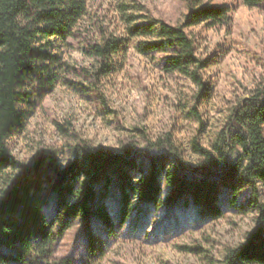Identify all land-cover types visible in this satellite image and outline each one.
Wrapping results in <instances>:
<instances>
[{
    "label": "rangeland",
    "instance_id": "374dc122",
    "mask_svg": "<svg viewBox=\"0 0 264 264\" xmlns=\"http://www.w3.org/2000/svg\"><path fill=\"white\" fill-rule=\"evenodd\" d=\"M205 3L229 6L233 13L228 27L203 24L186 30L197 56L210 63L202 75L212 93L196 106L199 119L192 110L196 86L180 74L166 75L163 55H141L138 48L151 39L131 34L137 25L154 20L181 24L189 12L187 2L86 0V13L72 37L49 41L47 52L58 57L51 70L58 83L50 91L31 86V103L21 106V124L8 140L15 160L24 168L45 161L65 170L78 146L113 155L130 147L131 160L140 154L160 160L166 152L157 145L170 137L183 162L196 166L200 157L193 142L212 149L238 105L264 88V11L251 10L240 0ZM109 39L122 40L124 49L113 56L111 73L97 76L100 64L89 51ZM17 173L0 175V190ZM161 184L159 202L134 198L122 224L119 192L112 186L105 201L112 227L93 217L85 228L77 219L55 244L53 259L71 258L74 264H224L227 250L244 244L256 228L264 206L263 185L261 205L248 190L233 196L224 188L221 217L214 219L200 214L192 201L168 204L164 180ZM53 210L51 203L47 214ZM90 234L92 250L87 248Z\"/></svg>",
    "mask_w": 264,
    "mask_h": 264
},
{
    "label": "trees",
    "instance_id": "16d2710c",
    "mask_svg": "<svg viewBox=\"0 0 264 264\" xmlns=\"http://www.w3.org/2000/svg\"><path fill=\"white\" fill-rule=\"evenodd\" d=\"M185 1L189 12L181 24L171 26L154 20L137 25L131 34L151 39L138 51L144 56L163 55L166 75L180 74L196 86L192 110L199 119L196 106L212 93L202 75L210 63L197 56L195 41L186 30L203 24L208 28L228 27L233 9L205 3L207 0ZM240 1L251 10L264 11V0ZM85 13L86 0H0V175L18 171L0 190V264H74L71 258L54 260L53 248L77 219H82L85 228L91 227L93 217L112 227L105 207L112 186L119 192L121 224L134 198L159 202L161 180L166 185L168 204L192 201L200 214L214 219L221 217L224 188L233 196L248 190L260 204V187L264 186V88L256 89L238 105L212 149L193 142V152L200 157L193 167L183 162L170 137L157 145L166 152L160 160L142 154L131 160L134 150L130 147L122 155H113L92 153L79 146L65 170H56L52 162L45 161L24 168L15 160L8 140L21 124V106L31 103V86L50 91L58 83L51 71L58 57L47 52L49 41L71 38ZM44 41H48L46 45ZM123 49V41L117 39L93 45L89 55L100 64L96 75L111 73L113 56ZM51 203L54 210L48 215ZM259 212L256 228L244 244L227 250L224 264H264L263 205ZM93 247L90 234L87 248Z\"/></svg>",
    "mask_w": 264,
    "mask_h": 264
}]
</instances>
